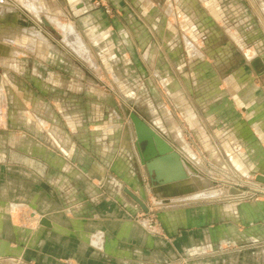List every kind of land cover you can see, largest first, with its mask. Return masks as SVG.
<instances>
[{
    "label": "crops",
    "instance_id": "obj_1",
    "mask_svg": "<svg viewBox=\"0 0 264 264\" xmlns=\"http://www.w3.org/2000/svg\"><path fill=\"white\" fill-rule=\"evenodd\" d=\"M133 1L138 3L135 8L140 21L130 14V23L153 27L162 41L170 44L165 43L167 51L162 49L155 56L153 69L145 64L144 73L162 92L160 101L168 114L166 102L172 101L177 119L171 114V125L159 119L152 127L196 169L198 163L188 154L202 152L200 147L210 158L218 152L229 160L231 157L230 162L246 173L260 167L264 156V85L254 82V72L242 59L244 54L239 57L234 52L227 60L221 48L212 54L201 50L196 44L203 36L199 25H217L218 21L211 14L204 17L192 0ZM227 1L202 3L214 14L226 9ZM29 6L38 12L35 4ZM16 23L22 24L20 20ZM8 24L0 18V26ZM60 28L65 41L78 39L73 26ZM6 35L5 30L0 32V55H16L13 49H5ZM150 36L146 32L140 37L147 43L143 55L148 61L153 58ZM79 42L76 40L78 46ZM175 43L184 45L180 48ZM12 62L11 68H15ZM0 71L1 93L9 87L18 97L28 95L22 99L25 111L19 118L28 122L30 130L17 132L16 140H28L35 146L26 156V150L20 151L25 159L20 162L15 156L18 151L0 145L2 264H264V199L239 202L232 208L217 201L170 198L166 202L164 192L150 185L149 177L145 179L147 170L137 162L133 134L125 129L116 110L102 111L106 105L98 89L75 80L68 88L81 91L71 90L76 95L73 98L65 92L59 99L52 95L59 87L51 79L40 87L39 77L31 72V91L21 92L26 83H20L24 88L16 86L18 82L10 80L16 77L12 72ZM6 76L8 81L4 82ZM90 90L100 97L86 104L81 96H91ZM42 91L50 97H40ZM6 103L3 101L1 109ZM4 120L6 124L13 121L8 112ZM188 136L195 139L193 145L186 141ZM186 169L188 184L198 183L196 175ZM183 183L173 185L170 192H179ZM143 185H150L153 199L162 202L151 203L158 209L151 210L158 217L156 233L140 222L142 215L133 218L139 208L123 193L124 187L140 192ZM26 209L32 214L33 225L24 220ZM43 219L48 226L41 225ZM250 244H255L253 252L244 249ZM220 255L225 257L218 258Z\"/></svg>",
    "mask_w": 264,
    "mask_h": 264
},
{
    "label": "rangeland",
    "instance_id": "obj_2",
    "mask_svg": "<svg viewBox=\"0 0 264 264\" xmlns=\"http://www.w3.org/2000/svg\"><path fill=\"white\" fill-rule=\"evenodd\" d=\"M56 1L57 3L55 4L52 0H0V18L4 17V23H11L4 25V27H2L3 25L0 26V30H5V34L8 35L4 36L7 45L4 43V46L5 49H13L12 53L16 54L10 55L11 52H2L0 55V69H4L5 72H12L16 76L10 79L18 82L16 86L19 85L24 88L20 83H26L27 87L25 86L24 91L21 90V92L30 90L28 82H31V72L39 77L41 81L40 87H44V81L51 79L54 85L59 87L52 95L54 98L59 99L65 92L69 93L66 96L73 98L76 95H73L74 93L71 90L81 91L68 88L69 82L76 80L98 89L99 93H101L100 97L98 96L99 93L94 91L96 95L94 96L93 91L90 90L91 96H81L79 94V97H83L86 100V104L92 102L89 100L100 97L106 105L102 111L104 109L105 112H109L111 109L116 110V113L121 117V123L124 124L128 132L130 131V134L133 132V125L130 119L131 113L138 115L150 126H152V122L157 124L159 119L164 120L166 126L171 125L172 117L174 116L177 119V115L175 117L173 111L172 101L168 100V103L166 102V106L169 109L168 114L160 101V97H163L162 92L157 88V84L153 79L150 81V76L145 78L144 73L147 71V66L153 69L154 61L156 60L155 56L162 49L167 51L164 45L166 46L168 42H163L160 38L161 36L157 35L153 27L150 26L151 30H149L144 25L141 26L135 22L130 23V17H128L130 14L135 17L139 15L138 18L140 17L139 10L135 8L136 4H138L137 1ZM192 2L197 5L199 12L202 11L201 13L204 17H208L211 14L218 21L217 25H210V22L199 25L202 27L203 33L201 35L203 36L200 37L199 42L196 44L199 45L201 50H204V52L207 50V52L212 54L211 52L214 49L221 48L227 56V60L230 59V56L231 59L233 58L232 54L234 52L238 53L239 57L244 54L242 59L246 61L247 68L254 72V82L258 86L264 85V0H228L227 8L214 14L206 5L208 1H206V4H203L202 0H192ZM30 4H35L38 7L39 16L36 10L32 7L29 8ZM203 6L206 9H203ZM138 18L136 17V19ZM15 19L16 22L20 20L25 25H16ZM138 21L140 20L138 19ZM60 25L74 27L80 40L79 46L77 44L78 41L76 43L78 39L65 41V33L60 28ZM166 29L168 30V28ZM146 32L151 35V42L149 41L151 51L153 50L151 52L153 53V58L150 59L151 62L144 59L143 51L147 43L140 39L141 34ZM180 33H182L181 29ZM175 44L177 46L180 45V48L184 45L183 43ZM81 50L84 51L82 52ZM245 55H248L250 59ZM141 56L144 63H142ZM12 61H14L15 68H11ZM247 68L246 70H248ZM6 78L8 77H4V82L8 81ZM58 80L63 82H58ZM8 88L6 87L5 91L0 92V119H2L0 120V134L3 133L4 135L0 137V145L5 146V149L11 148L14 152L18 151V154L15 155L16 160L22 162L25 159L21 157L23 155H21L20 151L26 150L27 153H24L26 156L29 152H34L35 148L34 144L28 142V140L18 139V142L16 140L17 132L30 130L28 122L19 118L23 117L22 112L25 111L21 105V103L23 104L22 99H27L28 95L24 94L18 97L15 94L16 91L13 92ZM66 88L69 91H66ZM44 93L42 91V93L38 94L42 98L50 97L49 94ZM259 93H263V91ZM3 101L7 102V105L5 104L3 109H1ZM2 110L3 113L1 114ZM6 112L13 120L7 124L4 120L6 119ZM40 112L44 114V109L42 108ZM132 138L134 141V136ZM185 139L192 145L194 144V138L188 136ZM184 145L188 146V143H184ZM132 146L134 148V143ZM198 149L202 152L197 153L195 151L194 153L191 151L188 154L190 160L198 163V169L187 161L190 165L188 169L192 174L197 175L198 183L188 184L187 181L179 185L177 189L179 192L174 193L175 195L178 194L175 197L177 198L176 201H217L222 205L229 203L230 205L228 206L232 208L233 204L239 202H254L258 199H264V181L260 180V177H264V156L260 158V167L246 173L238 169L234 165L235 163L232 164V161L230 162L231 157L229 160L225 156L222 157L218 152L216 157H211V159L203 151L204 148L200 147ZM135 160L137 161L136 157ZM137 162L140 164L139 160ZM146 176L145 179L147 180L148 175ZM204 178L213 182L211 188L208 181ZM149 186L143 185L142 191H137L136 193L129 189L134 195L144 201L149 209L147 213H150L152 209L158 211L157 207L151 205L153 200L157 205L162 203L153 199L155 193ZM233 188L239 189V192L232 194L231 190ZM124 189L126 188L124 187ZM124 189L123 193L125 196L136 208H139V213L133 218L136 219L140 215L147 214L125 193ZM213 191L218 194V196L216 195L217 197L213 196V199L211 197H194L195 195ZM258 191H262V193ZM168 199L170 198H166L165 201H169ZM25 211L28 212L24 213V220L27 225H33L32 214L29 213L28 209ZM156 220H158V217H156ZM254 245L250 244L244 249L251 248L249 251L253 252ZM229 251L235 252L236 249L230 248ZM225 255H220L218 258L223 259ZM4 261L2 260L0 264L4 263ZM179 264L188 263L180 261Z\"/></svg>",
    "mask_w": 264,
    "mask_h": 264
},
{
    "label": "water",
    "instance_id": "obj_3",
    "mask_svg": "<svg viewBox=\"0 0 264 264\" xmlns=\"http://www.w3.org/2000/svg\"><path fill=\"white\" fill-rule=\"evenodd\" d=\"M130 119L133 125L134 148L140 164L147 170L150 185H156L161 192H164L165 198L177 197L178 194L175 195L170 192L173 189L172 186L189 179L182 155L138 115L131 113ZM260 180L264 181V177H260ZM208 184L211 188L213 182L208 181ZM237 192L239 189L233 188L231 190L232 194ZM125 193L146 213L149 211L142 199L128 189L125 190ZM41 225L48 226L47 220L43 219Z\"/></svg>",
    "mask_w": 264,
    "mask_h": 264
},
{
    "label": "built area",
    "instance_id": "obj_4",
    "mask_svg": "<svg viewBox=\"0 0 264 264\" xmlns=\"http://www.w3.org/2000/svg\"><path fill=\"white\" fill-rule=\"evenodd\" d=\"M242 193H244V192H242ZM259 193H262V191H260ZM139 220L150 232L156 233L157 222H156V217H155L154 213H152V211H150V213L143 214V216H141V218H139Z\"/></svg>",
    "mask_w": 264,
    "mask_h": 264
},
{
    "label": "bare ground",
    "instance_id": "obj_5",
    "mask_svg": "<svg viewBox=\"0 0 264 264\" xmlns=\"http://www.w3.org/2000/svg\"><path fill=\"white\" fill-rule=\"evenodd\" d=\"M184 164H185V168L190 166L188 163H185V162H184ZM186 171H187V169H186ZM187 173H188V171H187ZM195 173H196V172H195ZM188 174H189V173H188ZM196 176H197V175H196ZM189 178H190V174H189ZM189 180H190V179H188L187 181H189ZM183 182H185V181H183ZM183 182H180V183H183ZM238 194H239V193H238ZM216 195L218 196V194H217L216 192H214V191H213V192H206V193H204V194H202V195H200V196H196V198H200V197H205V198H206V197H208V198L211 197V198H212L213 196L215 197ZM217 196H216V197H217ZM212 199H213V198H212Z\"/></svg>",
    "mask_w": 264,
    "mask_h": 264
}]
</instances>
